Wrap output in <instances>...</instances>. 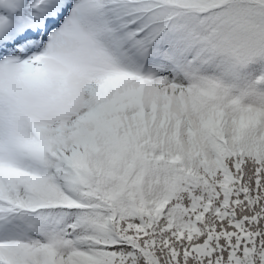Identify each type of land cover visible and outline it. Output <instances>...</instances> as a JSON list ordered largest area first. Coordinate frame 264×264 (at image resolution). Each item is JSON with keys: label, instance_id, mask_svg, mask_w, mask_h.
<instances>
[{"label": "snow or ice", "instance_id": "1", "mask_svg": "<svg viewBox=\"0 0 264 264\" xmlns=\"http://www.w3.org/2000/svg\"><path fill=\"white\" fill-rule=\"evenodd\" d=\"M0 264H264V0H0Z\"/></svg>", "mask_w": 264, "mask_h": 264}]
</instances>
